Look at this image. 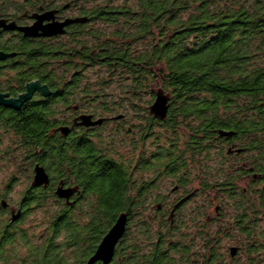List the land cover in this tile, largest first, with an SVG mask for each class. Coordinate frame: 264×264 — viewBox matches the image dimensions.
<instances>
[{
	"label": "trees",
	"instance_id": "obj_1",
	"mask_svg": "<svg viewBox=\"0 0 264 264\" xmlns=\"http://www.w3.org/2000/svg\"><path fill=\"white\" fill-rule=\"evenodd\" d=\"M28 1L5 0V6L7 9L13 6L22 14L26 12ZM219 1L216 4L217 0H101L97 6L96 0H78L83 2L79 11L87 23L96 13L101 19L109 13L99 20L103 24L101 30L85 24L81 32L69 35L67 41L58 38L44 43L5 35L0 50L10 59L0 74L3 77L0 93L19 99L28 92L32 82L48 90L43 99H31L20 110L2 108L4 119L0 138L4 152H8L3 156L9 157L16 148L14 157L18 169L27 179L36 163L53 173L61 172L62 137L59 134L51 136L52 131L67 124L74 108L109 111L119 107L118 103L114 106L104 104L99 94L91 95V81L85 79L84 71L99 67L112 73V77L115 74L127 79V102L132 99L140 102L142 94L150 96L146 109L139 110L140 106L127 104V108H133L127 109V118L129 112H134L131 114L134 119L137 112L149 110L155 101V92L151 90L154 84L169 94L168 116L161 128L177 138L168 148L170 150L152 154L155 158L145 157L141 147L150 138V129L141 131L140 143L133 139L130 151L133 154L141 149L142 153L129 157L127 175L117 168L112 179L105 182L103 194L100 188V204L109 202L115 207L113 211L100 207L92 212L100 227L108 228L127 212L128 221H133V226L139 223L137 228L143 231L140 216L148 199L155 203L166 200L167 195L163 193L146 195L147 189L158 190V184H151V181L156 180L166 166L173 171L171 176L178 180L182 189L192 188L200 181L202 186L210 184L213 193H217L218 188L237 186L238 178L225 179L223 174L228 156H238L241 162L247 155L251 156L250 167L264 176V0ZM192 5H196L194 12ZM209 33L212 35L208 38ZM140 43L145 44L144 48H137ZM94 53H100V57ZM6 67H12L15 72ZM108 83L105 79L101 85ZM36 95L42 97L40 93ZM137 123L130 121L129 126L141 125ZM222 132L231 136L222 137ZM178 134L183 135L184 142L179 141ZM181 144L184 148L178 152ZM76 148L70 156L72 159L79 156ZM230 150L233 154H229ZM199 157L207 159L210 173L205 168H201L200 173L194 171L200 169ZM6 160L4 162H9ZM216 160L217 165L213 167ZM241 162L238 163L244 164ZM191 165L196 166L193 172ZM246 168L238 173H248ZM145 173L157 177L145 183L140 176ZM224 192L227 191H222L221 195L228 200L225 198L226 201L223 199L220 203L235 204L243 214V255L247 252L252 256L249 264H260L255 257L262 249L260 242H264V186H243L233 195ZM3 198L0 196V204ZM30 203L46 205L48 199L39 197ZM59 233L56 238L49 237L46 248L44 243L30 246L31 240L23 231L11 239L0 224V254L6 251L9 243L10 253H27L31 257L16 259L18 264H64L69 261L64 256L68 246L59 240ZM142 236L141 233L135 235L134 243H140ZM245 244H248L246 249ZM89 247L92 251L94 244ZM127 264L178 262L164 253L127 259Z\"/></svg>",
	"mask_w": 264,
	"mask_h": 264
},
{
	"label": "flooded vegetation",
	"instance_id": "obj_2",
	"mask_svg": "<svg viewBox=\"0 0 264 264\" xmlns=\"http://www.w3.org/2000/svg\"><path fill=\"white\" fill-rule=\"evenodd\" d=\"M96 2L97 6L101 4V0H96ZM82 4L83 2L79 3L78 0H29L26 5V12L20 14L13 6L7 9L5 0H0V43L5 35L27 39L35 43H44L58 38L67 41L69 35L81 32V28L85 24L93 25V28L101 30L103 24L99 20H103V16H109V13L102 15V19L96 13L94 19L87 23V21L82 20L84 16L79 11ZM40 17L49 18V20L42 23L43 26L51 23L63 24L67 21H73L74 23L64 29L65 34L54 37H26L19 30L34 26L39 22ZM9 26H13L15 29H10ZM0 52L3 51L0 50ZM94 55L100 57V53H94ZM9 59L0 62V74L3 73L5 66H8L7 60ZM6 69L11 70L12 73L15 72L12 67H6ZM2 80L3 77L0 76V82ZM33 85L46 90L44 92L36 90L32 99H43L48 88L40 86L38 82H32L31 86ZM37 92L42 97H38ZM9 100L17 99L9 95ZM0 108L1 127L4 119L2 108L5 107L0 106ZM73 112L72 117L64 126L70 129L69 135L63 137L58 133L62 137L60 142L61 172L53 173L45 166L38 163L33 164L35 166L32 167V173L28 175L30 183L19 201L10 200L9 197L13 183L18 179L16 176L18 166L14 157L16 148L11 151L9 157H4L3 155H7L8 152H4V143L0 138V161L7 159L6 161L9 162H6V165L9 166V169H12L10 184L6 185L5 193L0 195L1 198L4 197L1 199L2 203L0 204V224L7 237L13 239L14 236L23 231L24 235L31 240L30 246L44 243V248L49 245L47 244L50 240L49 237L56 238L57 232H60L59 240L64 243L63 245L67 244L66 247L68 246L64 256L69 261H65L64 264H88L97 253L103 239L117 222L115 221L108 228L107 226L102 228L98 222H95L93 213L100 207L104 211H113L115 208L109 202L108 204H100V188H102L103 194L106 191L105 182L108 183L112 179L117 168L122 169L127 175V130L128 134L136 139V143L138 141L140 143L143 138L141 131L144 129L159 130L163 121L156 119L150 113V110L137 113L136 116H142L143 119H133V115L127 118V107L120 108V106L109 111L78 107L74 108ZM83 116L92 117V123L98 121H102V123L90 127L75 125V121ZM130 121H139L141 125L129 126ZM80 123L81 121H78L77 124ZM105 129H109L107 142L102 146L99 140L102 135L106 134L104 133ZM158 137L157 135L155 139L158 140ZM132 141L130 142V149L134 144ZM157 143L158 141L150 143L154 148L145 145L143 147L144 152L148 153L149 150H152L155 152L154 155H157ZM75 146H77L76 150L79 156L72 159L70 156ZM137 153L140 155L142 153L141 149L135 150L133 154ZM231 153L233 154L230 150L229 154ZM154 155L151 156L155 158ZM231 158L238 160L235 157ZM37 166L43 167L49 177L47 187L35 188L32 186L34 170ZM245 167V164L241 167L238 166L237 170L244 171ZM246 170L248 173L244 175L238 173L236 187L218 188L217 195L213 196V189L210 188V184L202 186L200 181L198 184L195 182L192 188L182 189L181 185L177 183L178 180L171 176L172 170H170V167L166 166L157 175L158 177L156 176L157 179L154 178L156 181L161 177V180L173 179L166 200L155 203L151 198L148 199V203L143 208L140 216L142 225H144L143 231L137 228L139 223L136 222L133 226V221L127 222L125 233L117 243L109 264H127V259L148 258L154 254L163 255L164 253L175 258L178 264H243L242 245L245 236L242 211L235 204H221L220 201L225 199L221 195L222 191H227L224 193L229 195L239 193L243 185H239L240 182L248 184L246 187L264 186V176L255 173L253 167H248ZM141 176H145L143 177L145 183L151 181L150 175ZM154 182L155 180H152L151 184H154ZM59 189L68 192V198H59L57 195ZM246 191L247 189L244 188V192ZM254 191H256V188ZM154 193L162 195L163 192L160 189L156 191L146 190L148 196H150L149 194L154 195ZM39 197H45L48 199V203L46 205L30 203L31 200L35 201ZM197 197H202L203 203L194 204L186 213L185 208L187 205ZM39 212L48 213L40 216L46 218V227L41 233L37 234L36 231L27 233L21 229V225L31 221L32 217H35V214ZM123 214L127 215V212ZM138 233L143 234V238L140 243L136 244L134 243L135 235ZM129 234L131 235L129 236ZM92 243L94 249L91 251L92 247H89V244ZM7 245L6 251L0 254L1 264H18L16 259L28 258L27 253L21 255L10 253L11 246L9 243ZM184 251H187V253L184 254ZM29 258L31 257L29 256ZM4 260H9V262L5 263ZM95 264L104 263L97 261Z\"/></svg>",
	"mask_w": 264,
	"mask_h": 264
},
{
	"label": "rangeland",
	"instance_id": "obj_3",
	"mask_svg": "<svg viewBox=\"0 0 264 264\" xmlns=\"http://www.w3.org/2000/svg\"><path fill=\"white\" fill-rule=\"evenodd\" d=\"M239 1H241V0H239ZM219 2L220 1L217 0V3L216 4H218ZM222 4H223V2H222ZM195 9H196V5L195 6L192 5V11L193 12L195 11ZM211 35L212 34L209 33V34H207L206 37L209 38ZM193 41H194V39L191 40L192 43H193ZM144 45H145L144 43L143 44L140 43V44L137 45V48L142 49V48H144ZM101 70L106 71V69H103V68L100 69L99 67H95V68H92V69H87V70L84 71V73H85V79L86 80L88 79V80L91 81V83H90L91 84V91H92L91 92L92 93L91 95H96V94L97 95L98 94L101 95L100 96V99L104 101V104H109L110 106H114L117 103H118L119 106H123V107H127V104L128 105L134 104L135 106H140L139 107V110L140 109L141 110L142 109H146L147 102H149L151 100V98H150L149 95L142 94V97H141L142 100L140 102H135L134 99H132L131 102L130 101H128V102L127 101L126 102L123 101L127 97V79L126 78H125L126 80H123L122 78L120 79L118 77H120L121 75H118L116 77L115 74H114V77H112V73H109L108 71H106L107 73H103ZM105 79H107L109 81V83L106 84V85H101V82L105 81ZM158 85H159V83H158ZM151 88H152L151 90H153L154 92H156L159 89V86H157V85L154 84ZM137 103H138V105H137ZM96 105H100V103L99 104H96ZM127 109L128 110H132L133 108L132 107H128ZM134 109H135V107H134ZM129 113L131 115L134 112L133 113L132 112H129ZM135 118H137V119L142 118L143 119L144 117H142V116H136ZM137 124H140V123H137ZM108 130L109 129H105V132L104 133H106V134H104V135H102L100 137V140L99 141H100V143H101L102 146H104V144H106V142H107ZM157 135L159 136L158 137L159 138L158 140L155 139L157 137ZM104 136H105V138H104ZM182 136H183L182 134H178V138H179V141L181 143L184 142L183 140H181ZM130 137L131 136L129 134H127V161L130 160L129 157H131L132 155H134V154L131 153V151H130L131 149L128 148L130 146V142L133 139V136L131 138ZM149 137L150 138H147V140H145V142H144L145 145H148V147L154 148V146H151L150 143L152 141H156V142L158 141V143H157L158 151L159 150L162 151L163 149H164V151L170 150L168 148H170V146L173 143V141H175L177 139L175 136H173L172 133L166 132L164 130V128H160L159 130H154L153 129V131L151 130ZM144 146H142V147H144ZM183 146H184L183 144L179 145L178 152L182 148H184ZM154 153H155L154 151L149 150L148 153H143V154H144L145 157H150ZM213 154L215 156H217L216 155V151H213ZM237 157L238 156H235V158H237ZM243 159L245 161L241 162V160L232 159L231 156H228V159H227L228 161L226 162V165H224L225 166V169H224V172L225 173H223V174L225 176V179L227 177H236V178H238V176H237L238 175V172H239L237 170L238 166L241 167L244 164L247 167H250L251 166V164H249L250 163L249 160L252 159L251 156L247 155L246 158H243ZM197 162H200L201 163L200 169H198V167H197L198 170H194V171L199 172V171H201V168H205V169H207V171H209L208 173L211 172V169L208 166L207 159H205L203 157H199L197 159ZM238 162H241V163H244V164H239ZM6 164H7L6 162L0 161V195L3 194V193H5L6 185L10 184V181L9 180H10V178L12 176L11 175L12 169H9V166L6 165ZM19 164H20V162H18V165ZM212 165H213V167L216 166L217 165V160H216V163H212ZM195 167H196L195 165H191L190 166L191 170L194 169ZM221 170L223 171V168ZM192 172H193V170H192ZM144 175H146V176L150 175V179L151 180L155 177L154 176L155 174H144ZM193 175H195V174H192V176ZM16 176H17L18 179L15 181V183H13V185L11 184L12 185V190H11V192H9L10 193L9 194L10 200H13V201H17V200L19 201L21 199L22 195L24 194V192L28 188L27 187L28 184L30 183L28 181V179L25 177L26 175H24V172H21L20 171V168L16 170ZM140 176L138 175V177H140ZM222 176L223 175H221V177ZM143 177H145V176H143ZM143 177L141 176V178H143ZM161 178L158 181L155 180V182L159 186L158 189L162 190L163 194H165V196H166V195H168L170 193V190H171V182L173 181V179L170 178L169 180H166V179L161 180ZM212 181H213V179H212ZM236 183L238 184L237 181H236ZM241 184H243L242 187L243 186L246 187V185H248L245 182H240L239 185H241ZM215 192L213 193V196L217 195V193H215ZM225 198L228 200L227 197H225ZM232 200H234V199H232ZM196 203H199V204L203 203V198L202 197L201 198L197 197L196 199H194L193 201H191L187 205V207L185 208L186 213H188L189 212L188 210H190L191 206H193ZM231 203H234V201H232ZM42 215H43V213H41V212L36 213L35 214V217L33 216L32 219H31V221H29V222L21 225V229H23L27 233L30 232V231L31 232L32 231H36L37 234L41 233L43 231V229L46 227V224H45L46 218L45 217H43V218L40 217ZM260 226H262V224H260ZM260 244H261L260 246L262 247V249L259 250L260 252H259V254L255 258L256 259L258 258L259 259L258 261L260 262V264H262V261L264 262V242H260ZM247 246H248V244H245L244 245V248L246 249ZM251 257L252 256L250 254L248 255L247 252L244 253V255H243L244 264H249Z\"/></svg>",
	"mask_w": 264,
	"mask_h": 264
},
{
	"label": "water",
	"instance_id": "obj_4",
	"mask_svg": "<svg viewBox=\"0 0 264 264\" xmlns=\"http://www.w3.org/2000/svg\"><path fill=\"white\" fill-rule=\"evenodd\" d=\"M46 20H49L47 17H40L39 22H37L34 26L30 28H23L19 29L22 31L26 37H54L58 35L65 34V28L69 26L70 24L74 23L73 21H67L63 24H57V23H51L47 26H43L42 23ZM10 29H15L13 26H9ZM7 58H9L8 55L4 54L3 52H0V62L5 61ZM39 90L41 92H44L46 90L40 89L38 86L33 85L28 88V92L21 96L17 100H9V95L0 94V106H3L5 108L20 110V108L27 102L30 101L33 98V93ZM171 100V96L169 94H166L162 89H158L155 92V101L150 106L149 110L150 113L158 120L164 121L168 116L169 111V102ZM78 121H81L80 124H77ZM102 121H98L95 123H92V117L89 116H83L78 118L75 121V125L77 126H84V127H90V126H96L100 125ZM70 129L67 127H60L54 131H52L51 136H54L56 134H60L63 137H67L70 133ZM222 137H230V133L222 132L220 133ZM241 151H238L240 153ZM49 184V177L43 167L37 166L34 170V180L32 186L35 188L38 187H47ZM68 192L63 191L62 189H59L57 195L59 198H68ZM128 222L127 215L123 214L121 215L114 227L109 231V233L106 235V237L103 239L97 253L95 256L88 262V264H95L97 261H102L104 264H109L115 247L117 243L121 240L125 233V228Z\"/></svg>",
	"mask_w": 264,
	"mask_h": 264
}]
</instances>
